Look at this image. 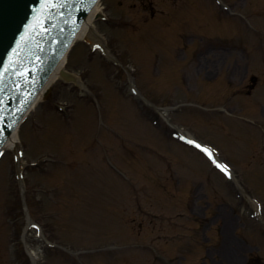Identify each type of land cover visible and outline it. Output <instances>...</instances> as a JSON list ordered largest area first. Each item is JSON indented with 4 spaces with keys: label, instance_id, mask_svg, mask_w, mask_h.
Segmentation results:
<instances>
[{
    "label": "rangeland",
    "instance_id": "1",
    "mask_svg": "<svg viewBox=\"0 0 264 264\" xmlns=\"http://www.w3.org/2000/svg\"><path fill=\"white\" fill-rule=\"evenodd\" d=\"M229 1L234 2V0ZM104 2L110 6V11L116 18H120L121 21L127 24V27L121 30L101 25V28L107 33L113 43L111 48L120 53L122 60L125 61L126 68H128V72L134 69L133 60L136 62L135 69L139 70L137 75L139 83L143 85L150 96L158 101L166 102L170 100L171 98H167L170 93L171 97L173 96L178 100L179 94L176 91L173 92L171 87L173 82L180 84L185 89L190 88L189 94L200 96L202 93L205 100L224 99L229 96L231 90L246 89L251 75H258L259 82L261 80L264 82V68L261 63L264 53L257 51L256 42L250 40L246 45H243L237 41L238 43L235 47L227 45L229 47L221 49H216L212 45L204 46L205 43L203 41H206L204 40L206 38L210 39L217 35L228 38L239 34L237 25H232L227 19L221 21V17L217 14L216 6L214 7L210 0H104ZM237 5L238 8L245 5L247 12L255 14L257 21L255 24L259 28L263 27L259 20L264 15V0L238 1ZM166 13H169V15L164 16ZM187 33L197 34V38L190 36L191 39L187 43H183L180 34ZM140 45L144 46L143 49L140 48ZM179 47L186 49V54H183L184 58H186V65L181 72L186 77L185 84L181 80L179 81L181 65L171 55V52L174 50L176 52ZM243 47L246 50L248 48L251 52L250 58L243 54L244 52L241 49ZM165 48H167V51ZM197 48V51L200 52L202 50V52L198 53V57L194 60L192 53ZM149 55H153L150 62L148 59ZM81 62L83 61L81 60ZM77 67L80 68L81 65ZM227 77H229L228 80H230L231 85L226 84L228 82ZM96 78L95 75L94 80ZM164 87L168 89L166 96L159 94V89ZM56 89L53 90L54 95L52 96H56V93H59ZM103 90L106 92V103L112 104L117 99L116 90L113 89L112 84L109 86L103 84ZM56 97L61 98L62 101L64 99H67L66 101L69 99L71 102L75 101L71 94H62ZM76 102H78V127L74 125L66 126L65 122L60 118L61 116L52 111L49 103H43L38 108L39 117L37 122L34 124L26 122L23 130L19 132L23 143L27 144L26 148H24L27 162L31 160L36 162L41 157L46 156L50 159L37 170L25 169L23 171L25 175V201L32 212L30 217L33 214L34 218L48 225L50 231L59 238H68L71 235L69 227L72 225L73 220L69 219L72 212L70 208L76 206L77 209H81L82 199L87 195V192L83 191L81 194L77 192L75 195L69 193L68 185L65 184L64 179L66 177L69 180L71 177L62 163L64 161L65 164L70 162L76 165L78 162L83 161L86 152H88L87 147L95 145L92 140V133L88 131L91 129L90 124H93L89 120V118L93 117L92 112L83 106L82 103L84 101L79 102L76 100ZM126 105L129 106V104ZM255 111L254 114L257 118L264 121V117L258 112V109ZM133 114H135L133 108L125 113L126 118L131 121ZM116 115L119 119L118 125L121 126L120 128H124L128 123L127 119H124L117 111ZM116 115L112 114L110 120L112 118L116 119ZM194 118L192 123L195 125L196 132L215 144L219 152L234 168L246 173L251 134L238 131L237 127L240 126V121L243 119L226 114H215L212 117L207 113L201 114V117L195 116ZM244 121L249 122L247 119H244ZM102 138L107 141L111 140L107 135ZM111 142L112 140L109 141L110 144ZM168 149L170 148L168 147ZM134 150L135 155L129 157L127 163L136 170L137 177L144 179L143 173L147 170V165H152L153 167L158 165L156 167H160V170H163L164 165L162 166V162L155 156L157 152L154 155H148L145 151L142 152L137 148H134ZM255 152L258 154L257 150ZM97 153L98 158H100L101 154L98 150ZM10 158V155L7 154L0 162V264H10L8 262L9 252H7L9 247H20L18 244L9 241L11 238L10 226H14L19 231L26 224V218L20 216L17 210L20 206V193L16 183H13V178H11L13 174L12 170H10L12 165ZM190 163L198 168L201 167L197 160H190ZM253 169L256 171V175L248 176V181L252 185H258V190L256 191L264 197V188H260L261 175L264 176V174L257 168ZM205 170L199 173L202 176L199 177L198 175L196 179L213 178L217 183L216 189L213 191L208 183L204 182V187L198 190L199 197L196 203L198 205L195 210L203 214L204 209L210 206L209 209L205 210L210 220L207 219L205 222L202 233L198 230L185 231L187 226L193 224L187 223L184 228V225H182L183 220L177 222L175 226L181 227L178 229L180 232H190L195 236L190 240L181 239L180 244L166 242L169 245L167 246L168 248L163 249L164 252L166 254L169 253L173 257H177V254L187 256V258L183 259L184 264H190V262L195 264H228L220 258L218 252L225 256H227V253L233 252L234 256L237 255L239 258L238 264H245L248 255L256 254L257 252L264 256V242L257 237L254 230L257 227V224H255L257 220L254 218L252 219L253 221L243 219L244 217L235 211L234 204L233 207L226 203L224 204L222 201L224 198L230 202H233V199L225 183H223V179L219 174H208ZM250 177L252 178L250 179ZM140 182L142 184L144 180ZM153 183L150 182L151 185H154ZM150 184L149 186L151 187ZM70 185L69 189L74 193L75 186L71 187ZM190 185L192 184L190 183ZM145 186L147 185L145 184ZM145 186L140 188L142 190L145 188L146 191L149 186ZM121 188L124 192L127 191L124 185ZM156 189L158 192L156 196L159 199V205H161V198L167 193L166 191L162 192L161 189L158 190L157 187ZM180 192V195L173 194L171 203L166 201L167 205L163 211H167L169 214L173 213L172 215L176 216L178 210L186 209L189 195L187 192L184 194L183 190ZM148 203L149 201L146 202L145 210H140L134 216L136 218L134 226L137 227L140 223L143 226V230H141L143 232H138L137 236L142 235V239L147 243L148 241H153L157 245H162L163 240L157 238L155 233L148 234L151 227H156L155 224L159 221L153 216L154 212H150ZM172 207L173 211L170 209ZM7 211H11L14 217ZM248 211L253 214L251 208H248ZM20 213L22 214V212ZM186 222L188 221L184 223L186 224ZM225 222H227L226 226L224 225ZM230 222L233 223L230 224ZM85 223L82 222V226ZM204 231H206V234H204ZM33 237V233L30 232L27 235V242L33 248L38 249V251L41 250V242L36 241ZM224 246H227V248ZM205 250L207 252L206 255ZM40 254L48 260L47 263L49 264H66L57 251L47 250L46 253L43 250ZM213 257H216V259H213ZM137 259H140L138 264H160L152 260L151 256L144 259L130 255L124 256L122 261H116V264H137ZM203 260H206L207 263L203 262ZM90 262L94 263L93 261Z\"/></svg>",
    "mask_w": 264,
    "mask_h": 264
},
{
    "label": "water",
    "instance_id": "2",
    "mask_svg": "<svg viewBox=\"0 0 264 264\" xmlns=\"http://www.w3.org/2000/svg\"><path fill=\"white\" fill-rule=\"evenodd\" d=\"M72 1L0 0V99L4 98V95L23 92L30 85L27 81L21 84V80L15 79L16 74L19 75L21 70L19 69V62L12 60V58L23 53V47L19 45L20 39L27 38L30 42L25 48V57L19 58L23 65L22 73L25 74L29 72L32 65L39 62L42 57L41 54L49 49L48 40L59 32L61 26L66 25L63 24V20L71 15V10L74 8ZM85 2L86 0L83 4ZM81 14L82 12H80ZM53 20H55L56 25L53 24ZM35 24L39 25L37 29L34 28ZM32 28L33 32L27 35L28 30L30 31ZM40 36L45 39L43 42L40 41ZM16 44L20 46L17 49L14 48ZM40 44L42 46L38 50L37 46ZM3 71H5L4 74H2ZM17 97L22 98L20 95ZM4 107L6 106L2 105L0 109H4ZM11 127L9 125V128L5 130L3 138Z\"/></svg>",
    "mask_w": 264,
    "mask_h": 264
},
{
    "label": "bare ground",
    "instance_id": "3",
    "mask_svg": "<svg viewBox=\"0 0 264 264\" xmlns=\"http://www.w3.org/2000/svg\"><path fill=\"white\" fill-rule=\"evenodd\" d=\"M97 4H95V5H93L91 8H93V7H95ZM98 7V6H97ZM97 7H95L94 9H92L90 12L88 11L87 13H89L88 14V17L84 20V22H83V25H82V27L80 28V34H81V36L84 34V32H86V30L88 29V25H89V23H88V21L95 15V13H97L96 11H97ZM90 10V9H89ZM64 61V58H60V60H59V64L57 65L56 64V66L54 67V69H53V71H51V77L48 79V81L46 82V86H45V88H47L51 83H52V81L56 78V76L58 75V72L61 70V67H62V65H64L65 63L63 62ZM50 76V75H49ZM43 87V86H42ZM44 88V89H45ZM43 89V90H44ZM40 92V91H39ZM40 98L42 97V94L39 96ZM27 112V111H26ZM16 128V127H15ZM10 130V129H9ZM9 130L6 132V134H7V138H6V140H4V142H3V146L4 145H7V147L8 146H12L13 145V143L15 142V138L17 137V131H15V129H13L11 132H9ZM5 134V135H6ZM2 146V147H3Z\"/></svg>",
    "mask_w": 264,
    "mask_h": 264
},
{
    "label": "snow or ice",
    "instance_id": "4",
    "mask_svg": "<svg viewBox=\"0 0 264 264\" xmlns=\"http://www.w3.org/2000/svg\"><path fill=\"white\" fill-rule=\"evenodd\" d=\"M188 143L193 144L194 142H193V141H188ZM195 147H197V148H199L201 151L205 152V154L208 156V158H209L210 160H212L213 164H215V166H216L217 168H219L222 172H224L226 176H227V175H230V174L227 172V170H226V166H223V165L217 163V162L213 159V156H212V153H211L210 150L203 148V147H202L201 145H199V144H195ZM0 154H2V153H0ZM33 227H35V225H33Z\"/></svg>",
    "mask_w": 264,
    "mask_h": 264
}]
</instances>
